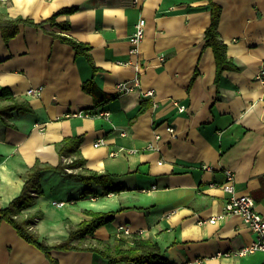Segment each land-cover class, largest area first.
<instances>
[{
    "label": "crops",
    "instance_id": "crops-1",
    "mask_svg": "<svg viewBox=\"0 0 264 264\" xmlns=\"http://www.w3.org/2000/svg\"><path fill=\"white\" fill-rule=\"evenodd\" d=\"M214 2L222 9L219 37L236 66L218 83L214 52L205 46L208 0H0V15L36 24L77 8L56 18L69 31L21 25L8 43L0 32V86L29 108L0 119V208L20 196L36 162H71L57 144L82 137L83 168L111 175L113 187L124 190L106 195L101 185L43 172V194L29 211L39 215L32 229L46 244L67 240L71 226L90 219L85 211L114 212L111 224L86 238L107 241L125 226L156 240L169 264H264L262 251L236 253L257 240L240 215L209 222L231 196L228 171L235 192L251 196L264 216V80L257 78L264 70V0ZM141 20L145 37L131 54ZM50 33L90 45L92 64ZM91 79L93 94L82 89ZM136 80L134 91L118 93V84ZM31 88L40 93L27 94ZM51 255L59 264H109L91 251ZM0 264L51 263L0 218Z\"/></svg>",
    "mask_w": 264,
    "mask_h": 264
},
{
    "label": "trees",
    "instance_id": "trees-1",
    "mask_svg": "<svg viewBox=\"0 0 264 264\" xmlns=\"http://www.w3.org/2000/svg\"><path fill=\"white\" fill-rule=\"evenodd\" d=\"M208 2L211 11V24L205 33V46L211 48L214 52L217 64L216 82L218 83L225 70H233L236 66L233 61L228 58L227 46L219 37L218 25L222 11L221 6L216 4L214 0H208ZM76 10L77 8L63 9L40 24H36L22 17L9 19L4 15H0V32L3 35L4 41L8 43L18 34L21 25L42 27L44 23H50L52 26H56L64 31H69L70 24L57 23L56 18L61 14H72ZM50 34L70 45L77 55L85 57L92 64L90 45L79 42L71 36L59 35L56 33ZM93 71H97L94 64ZM94 88L93 79L84 82L82 85V89L89 94L94 93ZM14 111L27 112L29 108L25 104H20L9 88L0 86V119L6 122ZM82 141V137H67L57 144L60 157L72 158L71 162L67 163L61 160L58 166L43 164L39 161L36 162L35 165L25 173L24 187L20 196L15 198L7 208H0L1 220L10 223L24 240L43 251L51 264H59L51 255L52 250L91 251L101 256L109 264H169L164 257L159 243L156 240L145 238L139 233L130 235L116 234L107 241L86 238L87 236H94L98 228L111 224L115 218L114 212L85 211L90 219L84 220L77 226H71L69 228L68 239L54 245L46 244L32 229L39 215L31 214L29 210L33 207L37 197L43 194L41 176L45 171L53 170L69 179L78 180L85 184L101 185L103 194L106 195H109L115 190H124L123 187H113L111 175L83 168L85 159L79 152ZM77 238L82 241L80 243H85V246L72 244Z\"/></svg>",
    "mask_w": 264,
    "mask_h": 264
},
{
    "label": "built area",
    "instance_id": "built-area-1",
    "mask_svg": "<svg viewBox=\"0 0 264 264\" xmlns=\"http://www.w3.org/2000/svg\"><path fill=\"white\" fill-rule=\"evenodd\" d=\"M145 26H146V21L141 20L137 25H136V30L135 32L130 36V44H131V49L130 53L131 54H136L138 53L139 46L141 45L144 37H145ZM161 61L165 60L164 55H160ZM257 78L260 80H264V70L260 71L259 74L257 75ZM139 83L138 80L135 81V85L131 86L127 82H123L117 85V91L120 94H126L130 93L135 90L137 87V84ZM40 91L37 89L31 88L27 91V94L29 95H38ZM147 95L153 96L154 93L152 91L148 92ZM174 105H176L179 109L180 112H183L186 110V107L183 105H180L179 103L174 102ZM82 113L79 114H74L75 115H81ZM106 116V114H103ZM168 131L174 135L175 134V129L172 126L168 127ZM158 138V136H157ZM99 143H96L95 146H98ZM227 176V183L224 185V190L231 194L230 198L228 199L224 212L222 215H219L218 217H213L209 220L210 223H216L218 220L223 219L224 217L228 215H240L245 223V225L257 235V240L254 241L251 245L245 246L242 249H240L237 253L239 256H248L256 253L257 251H262L264 252V216L261 215L257 209H256V202L255 200L249 196V195H238L235 192V177L234 174L230 171L226 173ZM153 189H156V187H153ZM144 191V190H143ZM150 191L145 190V192ZM55 206H64L66 205V202H53L52 203ZM207 221H199L200 224H204ZM117 234L118 235H130L132 234L131 231L125 227V226H119L117 229Z\"/></svg>",
    "mask_w": 264,
    "mask_h": 264
},
{
    "label": "rangeland",
    "instance_id": "rangeland-1",
    "mask_svg": "<svg viewBox=\"0 0 264 264\" xmlns=\"http://www.w3.org/2000/svg\"><path fill=\"white\" fill-rule=\"evenodd\" d=\"M78 245H79V246H80V245L85 246V243H78Z\"/></svg>",
    "mask_w": 264,
    "mask_h": 264
}]
</instances>
